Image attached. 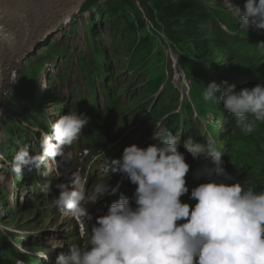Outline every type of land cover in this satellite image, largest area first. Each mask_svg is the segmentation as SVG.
<instances>
[{
	"label": "clouds",
	"instance_id": "1",
	"mask_svg": "<svg viewBox=\"0 0 264 264\" xmlns=\"http://www.w3.org/2000/svg\"><path fill=\"white\" fill-rule=\"evenodd\" d=\"M225 3L240 29L248 32L251 27L264 33V0H245L242 8L230 0ZM258 47L264 49V41ZM216 93L221 95L217 98ZM204 99L223 104L246 135L255 131L258 122L264 123V84L237 90L227 81H212ZM88 122L87 117L71 112L60 116L50 134L41 133L40 154L31 155L27 144L17 151L12 172L21 176L25 167L57 161ZM205 138L207 144L195 143L191 137L184 141L194 158L206 155L209 161L195 173L196 179L207 177L209 182L191 190L194 207L182 202L189 193L191 165L179 151V136L163 128L153 133L156 143L146 148L126 146L121 158L110 160L107 171L121 173L136 188L131 198L121 194L112 202L107 214L95 219L90 232L85 221L92 217L85 205L109 193L107 181L95 185L90 200L74 179L71 185L57 183L55 205L77 219L80 237H89V247L71 246L68 254L57 257L56 264H264V191L245 188L238 181L226 183L234 177L224 167L225 154L213 138ZM111 191L114 194L116 189ZM40 256L48 258L43 252Z\"/></svg>",
	"mask_w": 264,
	"mask_h": 264
},
{
	"label": "bare ground",
	"instance_id": "2",
	"mask_svg": "<svg viewBox=\"0 0 264 264\" xmlns=\"http://www.w3.org/2000/svg\"><path fill=\"white\" fill-rule=\"evenodd\" d=\"M16 1H19V0H14L12 2V4L7 6V7H5L3 9V11H6L10 7H12L13 4ZM83 1L84 0H27V2L30 5L28 6L29 9L26 11V14H24L23 17L18 18V19L13 17V19H11L10 21H1L0 22V23L3 22V24H1V26H0V46H5L6 47V46L10 45L19 32H21L22 34L26 33V32L28 34L32 33V32L40 33L42 30H44V29L49 27V22L54 17H56L58 19L61 18V21L63 22V20L65 18L71 16L73 13H75L80 8V6H81ZM1 3H2V0H0V13L3 12L1 10ZM51 10L54 11L53 14H52V17H48L47 15H45L47 12H50ZM41 15H43V16H41ZM221 33H222V31H221ZM226 33H229V31L226 30ZM212 34H213V32H211V36H210L211 40H213V35ZM40 35L41 34H39L38 36H40ZM218 36H220V35H218ZM45 42H46V40H45ZM197 42H198V39H195V40H192L190 42V44L191 45H195ZM232 51H233V49H231V53L230 54H233ZM164 53L168 54V55L174 54L167 47L164 48ZM249 53H252V51H250ZM142 57L145 58V59H149V58H151V59H159L158 56H155L153 54H149V55H144L143 54ZM225 62H226V60L224 58L220 65H224ZM7 65H8L7 58L5 57V55H2V57L0 59V74H5L6 73V66ZM7 77L8 78L6 79L5 83H0V88L1 89H3V88H7V89L11 88L13 81H11L9 79V76H7ZM175 83H176V81H175ZM249 84H250V81L246 80L242 85L247 86ZM167 91H170V92H167ZM167 91L164 94V96H165V98H163L164 100L167 97L171 96V94L173 92V90L171 88H168ZM44 92H45V90H44ZM0 97H2V96L0 95ZM110 104H111V102L109 101L108 102V107L110 106ZM147 117H152V116L151 115H147ZM122 119H123V117H121L120 120H122ZM125 126H126V124L124 123L123 127L125 128ZM205 126H208L207 129L211 128V126L207 122L202 123V124H200L198 126H196V124H194V126H192V128L197 129L198 132H200V133H205L204 132V131H206V130H204ZM263 127H264V123H259L258 122L257 125H256V129H261ZM210 134H211V132H208L206 134V136H208ZM63 157L65 159H69L70 158L69 155H64ZM86 178H87V176H86ZM99 183H102V182H99ZM112 183H115L114 187L117 188V191L114 194L110 193L109 194L110 196H119L120 195V191L128 188V185L122 183L116 177H111L110 181L107 184L110 187L112 185ZM38 190H41V189H38ZM91 195L93 196V189L91 190ZM41 197L44 199V202H46V203L53 202L56 199V196L54 194H52L50 191H48L47 194H45V196L41 195ZM91 206H95V203H92ZM67 215H69V214L66 213L65 217H67ZM31 221H32V219H31ZM47 227H48L47 225H44V228H47ZM13 240L14 239L10 240L7 243H9V245H15V248L18 249L20 244H21V241L19 240L17 242V244H16V241H13ZM5 249H6L5 247L1 248L0 264H8V262H10V261L13 264V259H15L17 257V254L9 256L8 252H6ZM16 251H18V250H16ZM16 253H18V252H16ZM30 256L31 255L23 257L24 264H32L30 262V260H29Z\"/></svg>",
	"mask_w": 264,
	"mask_h": 264
},
{
	"label": "rangeland",
	"instance_id": "3",
	"mask_svg": "<svg viewBox=\"0 0 264 264\" xmlns=\"http://www.w3.org/2000/svg\"><path fill=\"white\" fill-rule=\"evenodd\" d=\"M14 1V0H13ZM12 1V2H13ZM222 16L225 18L227 15L226 14H222ZM11 19H13V17H9V18H7V20H5V21H10ZM79 22V24H78V26H77V28H76V32H75V34H74V36L73 37H71V38H73L74 39V41L75 42H77L78 44H79V47H81L82 48V46H83V40H82V36H83V32H82V27H81V24H82V20H79L78 21ZM1 24H3V22L1 23ZM65 29H68V27L66 26V27H64V28H60V29H57V30H54V31H52V32H47V33H45V34H43L42 36H40L37 40H35V41H31V39L29 38L28 39V37H25V38H23V39H21L17 44H16V46L13 48V50H12V52H11V55H10V57H11V61H12V63H14V60L16 59V58H18V57H20L21 56V54H26V53H29V54H32V55H37L38 53H37V51H38V49L45 43V40L47 41L48 40V38H50V37H52V36H54V35H56V34H58V33H60V32H62L63 30H65ZM56 31V32H55ZM58 31V32H57ZM40 39V40H39ZM21 43V44H20ZM42 43V44H41ZM18 46V47H17ZM31 47V50L30 51H28V49ZM22 48V49H21ZM21 49V50H20ZM16 50V51H15ZM15 51V52H14ZM39 51H41V54H45V50L43 49V50H39ZM54 62H46L45 63V68L43 69V71L46 73L47 72V70L48 69H50L51 67H52V64H53ZM57 63H58V61H57ZM61 65V64H60ZM20 66V65H19ZM18 69H17V74L19 75L20 74V72H21V68L20 67H17ZM71 70H75V69H71ZM65 71V69H63V72ZM51 72H52V75L55 77V78H58V76H59V72H56L55 70H51ZM79 75V76H78ZM75 79H74V78ZM73 77H72V83H70V81L69 82H67V83H65V84H58L57 86H56V90L57 91H63V92H66V91H68L69 89H77V84L78 83H83V81H82V77L80 76V74H78V73H75L74 75H73ZM43 79V80H42ZM40 80L42 81V82H40V83H42V84H46V85H44V90H45V92H44V90L42 91V93L44 94H47V92H49V86H48V79H47V77L45 76V79H44V77L42 76L41 78H40ZM46 86V87H45ZM64 88H66V90H63ZM47 89V90H46ZM142 109H144V107L142 108ZM141 109V110H142ZM128 111V110H127ZM48 113H50L49 111H48ZM131 112L129 111V114H130ZM134 114H136V112L134 111ZM136 124H138V122L137 123H135V124H133V125H136ZM133 125H131L130 126V128L133 126ZM137 139H141V137H138ZM5 251H6V249H5ZM15 254V253H14ZM8 255L9 256H11V255H13V252H8ZM30 261H32V260H30Z\"/></svg>",
	"mask_w": 264,
	"mask_h": 264
},
{
	"label": "trees",
	"instance_id": "4",
	"mask_svg": "<svg viewBox=\"0 0 264 264\" xmlns=\"http://www.w3.org/2000/svg\"><path fill=\"white\" fill-rule=\"evenodd\" d=\"M150 2V7L147 6V8L152 9L154 8L155 10L158 11L160 14V17L165 24L167 34L169 38L178 44L182 49L188 50L190 42L192 40L198 39V44L202 41V34L201 30L198 29L197 27H194L193 29L190 30L188 35L184 34L183 31L181 30H176L174 31V25L178 21V19L187 14L188 7L191 5V3L179 1V2H174L172 0H148ZM149 44L154 45V41L152 38H150ZM196 43V44H197ZM147 51L149 52V48H146Z\"/></svg>",
	"mask_w": 264,
	"mask_h": 264
}]
</instances>
